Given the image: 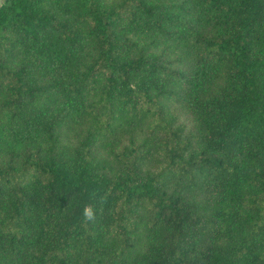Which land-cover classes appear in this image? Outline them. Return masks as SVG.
Wrapping results in <instances>:
<instances>
[{"label":"trees","instance_id":"trees-1","mask_svg":"<svg viewBox=\"0 0 264 264\" xmlns=\"http://www.w3.org/2000/svg\"><path fill=\"white\" fill-rule=\"evenodd\" d=\"M0 264H264V0H4Z\"/></svg>","mask_w":264,"mask_h":264},{"label":"clouds","instance_id":"clouds-1","mask_svg":"<svg viewBox=\"0 0 264 264\" xmlns=\"http://www.w3.org/2000/svg\"><path fill=\"white\" fill-rule=\"evenodd\" d=\"M82 216L86 222L95 221L96 212L95 209L91 205H87L84 207Z\"/></svg>","mask_w":264,"mask_h":264},{"label":"rangeland","instance_id":"rangeland-1","mask_svg":"<svg viewBox=\"0 0 264 264\" xmlns=\"http://www.w3.org/2000/svg\"><path fill=\"white\" fill-rule=\"evenodd\" d=\"M125 143V140H123L121 137L117 138L115 141H114V145L116 147H119V146H122V144Z\"/></svg>","mask_w":264,"mask_h":264},{"label":"water","instance_id":"water-1","mask_svg":"<svg viewBox=\"0 0 264 264\" xmlns=\"http://www.w3.org/2000/svg\"><path fill=\"white\" fill-rule=\"evenodd\" d=\"M4 0H0V8L2 7Z\"/></svg>","mask_w":264,"mask_h":264}]
</instances>
